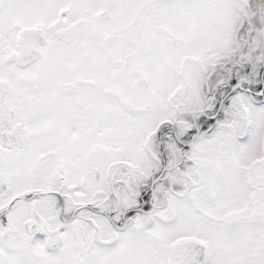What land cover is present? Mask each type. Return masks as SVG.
<instances>
[{"label": "snow or ice", "instance_id": "6c2138e0", "mask_svg": "<svg viewBox=\"0 0 264 264\" xmlns=\"http://www.w3.org/2000/svg\"><path fill=\"white\" fill-rule=\"evenodd\" d=\"M0 264H264V0H0Z\"/></svg>", "mask_w": 264, "mask_h": 264}]
</instances>
